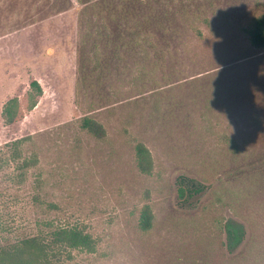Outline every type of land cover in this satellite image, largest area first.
<instances>
[{
  "label": "rangeland",
  "instance_id": "rangeland-1",
  "mask_svg": "<svg viewBox=\"0 0 264 264\" xmlns=\"http://www.w3.org/2000/svg\"><path fill=\"white\" fill-rule=\"evenodd\" d=\"M118 1L0 0V249L35 236L45 249L32 264H264V48L246 31L264 0H152L163 27L148 58L123 38L112 51L117 24L134 25L106 16ZM31 76L39 101L6 123L4 103ZM84 116L105 135L82 128ZM181 173L208 185L190 207L177 202ZM227 218L246 229L231 253ZM66 222L95 249L53 243Z\"/></svg>",
  "mask_w": 264,
  "mask_h": 264
},
{
  "label": "trees",
  "instance_id": "trees-1",
  "mask_svg": "<svg viewBox=\"0 0 264 264\" xmlns=\"http://www.w3.org/2000/svg\"><path fill=\"white\" fill-rule=\"evenodd\" d=\"M152 0H119L115 8L106 10V16L110 19L121 22L124 25L134 23L130 28H124L117 24L110 37L119 38L120 43L109 44L112 51L118 53L122 46L127 44L132 48L137 47L140 54L144 58L151 55L156 45L152 43L154 29L163 27L160 23V11L155 14ZM154 1V0H153ZM107 8V7H106ZM154 26V27H153ZM249 42L256 48H264V13L254 17L247 28ZM162 38L166 39L164 34ZM97 53L100 45L92 44ZM42 95V87L37 79L30 77L29 89L22 97L14 96L9 98L3 105L2 116L6 123H15L20 120L25 110H30L39 101ZM81 127L97 137L105 135L106 130L102 123L90 116H84L81 119ZM17 143V142H16ZM135 158L138 169L143 173H148L152 169V157L149 149L141 142L135 145ZM2 171V169L0 170ZM23 183L24 178H20ZM177 193V202L182 207H190L195 200L208 189V185L202 180L181 173L177 175L175 180ZM55 207V204H50ZM2 225V223L0 222ZM153 225V213L148 204H144L139 212L138 226L141 230H149ZM223 230L225 233L224 245L228 252H234L244 242L246 229L242 222L233 218H227L223 222ZM52 241L63 248L81 249L91 252L95 249V241L93 237L80 226L73 223H59L52 229ZM44 245H40V241L35 236H25L16 242V244L7 248L0 249V264L8 259L15 260L18 258V264H32L38 262V257L44 251Z\"/></svg>",
  "mask_w": 264,
  "mask_h": 264
}]
</instances>
